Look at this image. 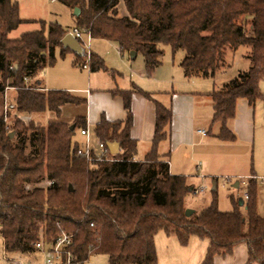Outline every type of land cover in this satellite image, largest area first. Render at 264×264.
I'll return each mask as SVG.
<instances>
[{
    "label": "trees",
    "instance_id": "obj_1",
    "mask_svg": "<svg viewBox=\"0 0 264 264\" xmlns=\"http://www.w3.org/2000/svg\"><path fill=\"white\" fill-rule=\"evenodd\" d=\"M59 1L80 9L77 27L87 29L93 39L114 42L123 54H142L150 78L163 62V46L185 52L181 67L188 79L214 78L228 49L251 48L250 69L208 94L214 108L212 126L220 125L222 141L236 140L227 124L236 117L240 100L252 106L264 100V0ZM23 23L18 4L0 0V94L8 85L18 88L12 102L19 113L27 114L61 117L64 107L86 104L68 92L45 91L38 82L27 87V80L53 62L56 49L62 57L70 50L61 44L68 32L58 24L46 31L42 23L40 30L12 39L11 33ZM84 58L77 56L74 65L82 67ZM89 69L115 74L93 53ZM133 93L114 92L124 100L127 120L103 118L93 130L106 145L119 143L120 152L111 161L89 162L77 155L81 143L74 134L87 126L84 116H77L73 131L62 121L42 127L21 119L8 130L0 116V236L5 253L31 257L40 251L38 242L51 244L65 234L71 238L74 264H87L101 254L108 256V264H158L156 236L164 232L183 246L192 236L208 240L201 264L232 255L240 244L248 248L246 264H264V216L257 211L256 179L249 181L248 199H232V211L219 210L214 185L211 204L187 217L186 198L197 189L185 176L172 175L167 156L158 151L170 136L172 109L155 102L152 149L138 161L137 142L130 135ZM142 93L153 100L150 93Z\"/></svg>",
    "mask_w": 264,
    "mask_h": 264
},
{
    "label": "rangeland",
    "instance_id": "obj_2",
    "mask_svg": "<svg viewBox=\"0 0 264 264\" xmlns=\"http://www.w3.org/2000/svg\"><path fill=\"white\" fill-rule=\"evenodd\" d=\"M12 1L18 4L20 17L29 20L11 33L10 37L12 39L20 38L27 32L40 30L42 23L45 24L46 31L52 24L60 25L68 33L77 27L75 9H70L59 0ZM119 12L120 15H126L123 3L119 5ZM162 50L164 51V58L160 78L156 81L155 76L150 78L145 75L144 77L146 82L158 87L161 91H163L162 88L164 87H168L165 89L198 93H207L215 89L220 90L223 85L235 79L240 73L248 71L251 66V61L248 59L251 48L241 46L237 50L228 49L226 51L223 66L218 70L214 79H187L179 67V62L185 56V52L177 51L173 53L169 46H163ZM91 51L93 54L96 53L103 57L108 69L124 74L125 78L121 76L118 78L120 84L129 81L131 67L145 63L142 54H138L133 61L130 59L129 53H125L123 58L118 45L104 39H93L91 41ZM71 54L73 53H68L65 57H62L60 48L56 49L53 62H48L46 67L35 78L27 80V87L34 86L37 81L43 82L52 91H70L76 84L79 85L78 87H83L88 82L89 71L81 67L75 70L72 60L77 57ZM98 74L105 80L104 76H107L108 72L100 71ZM7 88L8 90H6ZM7 88H5V91H7L9 102L13 103L12 100L15 98L18 88L9 85ZM5 91L3 95L0 94V116H3ZM260 91L264 95V81L260 83ZM75 95L85 98L84 94L77 93ZM199 110L201 117L198 127L207 131L211 130V133L207 138L201 140L205 144L201 148L208 151V154L201 158L196 157L197 163L191 164L192 172L190 177H187L189 183L195 184L197 189H203V192L188 195L186 198L187 208L198 213L207 208L213 200L212 188L215 184L219 210L230 212L233 210L232 199H245V194L249 193V181L254 178L257 186V211L260 216H264V100H258L255 108L250 107L246 102L241 103L237 108L236 118L227 124V127L237 137L234 142L218 139L217 135L220 133V125L211 127L212 103L201 104ZM83 113L84 106L75 104L66 107L61 117L49 112L27 114L19 113L16 110L9 115L6 124L8 130H10L12 123L16 119H21L26 125L33 122L35 125L42 127H47L51 121H62L73 125L71 118H68L67 115L74 117L82 116ZM74 140L79 143L82 142L83 137L80 134V128L76 129ZM201 160L202 162H200ZM196 166H199L198 172ZM235 184H239V188H235ZM243 212L245 213L244 210ZM168 239L178 243L177 248L181 250L179 251L181 258L184 257L181 255L184 250L192 253L193 264L196 262L195 254L198 255L199 250L203 246L202 244H204L203 242L205 244L208 243V240L192 236L188 245L183 246L179 243L177 237L159 232L156 236V248L159 254H157L158 264H169L168 254L170 252L168 251L169 248L167 249V244L170 241ZM175 254L178 255V253ZM7 258L13 259V262L20 259L16 256H5L3 239L0 237V264H11ZM21 260L25 264L29 262L25 258H21ZM87 264H108V256L102 254L94 255Z\"/></svg>",
    "mask_w": 264,
    "mask_h": 264
},
{
    "label": "crops",
    "instance_id": "obj_3",
    "mask_svg": "<svg viewBox=\"0 0 264 264\" xmlns=\"http://www.w3.org/2000/svg\"><path fill=\"white\" fill-rule=\"evenodd\" d=\"M22 20H24V22L29 21L26 19H22ZM69 53H73V52L70 51ZM94 54L103 58L99 54L96 53ZM71 55H75V57H77L75 53ZM121 56L124 58L125 54L122 53ZM183 58L179 62V67L181 69H182L181 62ZM130 59L132 61L134 60L131 57ZM75 61L76 59L72 60L73 68L75 70L80 69V66L78 68V66L74 65ZM162 64L153 75L155 76L156 81L160 78L159 76L161 75ZM88 71H89L87 76L88 82H86V84H84L83 87H78L79 85L76 84V86L71 88L70 91H66L77 98L84 99L87 101V103L83 105L84 113L82 115L85 117L87 125L92 130H94V128L102 121L103 118L111 122L127 120L128 113L124 106V100L120 95H114V92L134 91V93L132 94V103H131V110L133 114V125L130 131V135L131 138L137 142L136 160L142 161L152 149L153 139L155 135L156 118H157L155 102L157 101L166 107H170L173 112L172 125L170 128V136L167 140L159 144L158 151L160 154L167 156V160L169 162V167H170V173L172 175L185 176L186 178L190 177V174L192 172L191 164L197 163L196 157L201 158L202 156L204 157L205 155L208 154L207 153L208 151L202 150L201 147H204L203 145L205 144L201 140L207 138L211 133V130L207 131L198 127L199 125L198 123L200 122V117H201V115L199 114L200 113L199 109L201 107V104L203 103L206 102L212 103L211 97H209L208 94L213 91H216V89L207 93H201V92L198 93L192 91L191 92L177 91L176 89H165L168 87H164L162 88L163 91H161L160 89H158V87H155L154 85L144 80V77L146 75L145 63H143L142 65L139 64L138 66L135 67H131L129 81H126L125 83L122 84L118 82V78H120V76L122 78H125L124 74L116 73L115 70H113L115 72L114 75L108 72L107 76H104L105 80L101 76H99L98 73L100 71L92 72L90 69H88ZM182 73L184 75L183 69H182ZM195 78H202V77H195ZM204 79H214V78H204ZM37 82L40 84L43 90L52 91L49 90L43 84V82L41 81L40 82L37 81ZM142 91L150 93L152 95L153 100H150L147 97H145ZM77 93L84 94L85 98L76 96L75 94ZM243 102H246L250 107L255 108L256 103L252 106L248 103L247 100H240L238 102L237 108ZM66 107L63 108L62 112ZM213 115H214V108H213ZM213 115H212V119H213ZM67 117L71 118L73 123L77 118V116L72 117L70 115H67ZM202 131H205V134L202 133ZM200 162H202V160ZM196 169L198 172L199 166H196ZM189 184L193 185L196 188L195 184L193 183H189ZM169 241L170 242H168L167 244V249L169 248L168 251L170 252L168 254L169 264H193L192 253L188 252L187 250H184L181 253V255H183L184 257L181 258L179 256V251L181 250H179L180 248L179 249L177 248L178 243L173 240H169ZM203 243L204 244H202L203 246L201 248L202 250L201 249L199 250L198 255L195 254L196 256L195 264L202 263L206 255L209 242L206 244L205 242ZM175 253H178V255H176ZM5 256L8 255L5 253ZM25 259L29 261L27 264H43L45 259V253L43 251H39L38 253L32 255L31 257H26ZM7 260L10 261L11 264L15 262V261L13 262V259L11 260L10 258H7ZM18 260H21V258ZM247 261H248L247 245L240 244L234 248V252L232 255L227 257H216L214 260V264H246Z\"/></svg>",
    "mask_w": 264,
    "mask_h": 264
},
{
    "label": "built area",
    "instance_id": "obj_4",
    "mask_svg": "<svg viewBox=\"0 0 264 264\" xmlns=\"http://www.w3.org/2000/svg\"><path fill=\"white\" fill-rule=\"evenodd\" d=\"M69 33L79 41L84 50L85 58L81 68L89 69L92 54L91 41L93 40L91 33L87 29H80L78 27H75ZM6 90H8V88ZM5 92L3 119L4 122L7 123L9 115L16 111V107L14 103L9 102L7 91ZM202 133L205 134V131H202ZM80 134L83 137V141L77 150V155L79 157H84L89 162L112 160L113 154L110 152L108 145L96 138L93 134V130L88 125L85 128L80 129ZM201 192H203V189H197L196 194ZM245 199H248V194H245ZM71 244V238L68 235L63 234L51 244H45L42 241L38 242L36 248L45 253L43 264H74V258L70 252ZM13 264L25 263L22 260H16Z\"/></svg>",
    "mask_w": 264,
    "mask_h": 264
},
{
    "label": "water",
    "instance_id": "obj_5",
    "mask_svg": "<svg viewBox=\"0 0 264 264\" xmlns=\"http://www.w3.org/2000/svg\"><path fill=\"white\" fill-rule=\"evenodd\" d=\"M75 16H78L80 14V9L76 8L74 12ZM61 44L63 47L68 48L71 52L75 53L77 56L82 57L84 55V50L82 46L80 45L79 41L76 40L70 33L66 34L64 38L61 40ZM136 52H131L130 57L134 59L136 57ZM18 66H16L17 68ZM70 129L73 131L75 129V125H72ZM108 147L110 149V152L113 155H117L120 152V145L119 143H109ZM235 188L239 187V184L234 185ZM70 189L72 190V187L70 186ZM240 205H243L242 200L240 201ZM195 211L191 209L186 210V216L190 217Z\"/></svg>",
    "mask_w": 264,
    "mask_h": 264
}]
</instances>
